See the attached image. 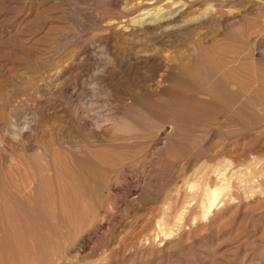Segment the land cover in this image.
<instances>
[{"label": "rangeland", "instance_id": "1", "mask_svg": "<svg viewBox=\"0 0 264 264\" xmlns=\"http://www.w3.org/2000/svg\"><path fill=\"white\" fill-rule=\"evenodd\" d=\"M0 264H264V0H0Z\"/></svg>", "mask_w": 264, "mask_h": 264}]
</instances>
